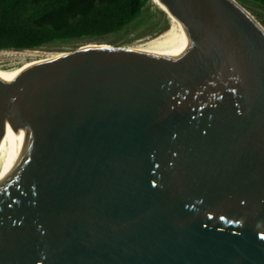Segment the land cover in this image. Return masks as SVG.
Instances as JSON below:
<instances>
[{
    "label": "water",
    "instance_id": "1",
    "mask_svg": "<svg viewBox=\"0 0 264 264\" xmlns=\"http://www.w3.org/2000/svg\"><path fill=\"white\" fill-rule=\"evenodd\" d=\"M161 1L139 47L0 59V264H264V23Z\"/></svg>",
    "mask_w": 264,
    "mask_h": 264
},
{
    "label": "trees",
    "instance_id": "2",
    "mask_svg": "<svg viewBox=\"0 0 264 264\" xmlns=\"http://www.w3.org/2000/svg\"><path fill=\"white\" fill-rule=\"evenodd\" d=\"M264 23V0H240ZM167 17L153 0H0V51L130 44Z\"/></svg>",
    "mask_w": 264,
    "mask_h": 264
},
{
    "label": "rangeland",
    "instance_id": "3",
    "mask_svg": "<svg viewBox=\"0 0 264 264\" xmlns=\"http://www.w3.org/2000/svg\"><path fill=\"white\" fill-rule=\"evenodd\" d=\"M166 17H167L166 24L162 27H159V30H157L156 32L152 34L145 33L144 35L132 34L131 37L133 38V41L132 43H130V45H133L136 47L140 45H144L148 41H150L152 38H154L157 34H159L161 31L171 26L172 22L170 18L167 16V14H166ZM106 44H109V43H106ZM65 48H61V49H65ZM52 49H57V48H52ZM48 55L49 54H45L39 51L37 52L25 51V50L0 51V59H3V58H41V57H46Z\"/></svg>",
    "mask_w": 264,
    "mask_h": 264
},
{
    "label": "bare ground",
    "instance_id": "4",
    "mask_svg": "<svg viewBox=\"0 0 264 264\" xmlns=\"http://www.w3.org/2000/svg\"><path fill=\"white\" fill-rule=\"evenodd\" d=\"M154 2L159 6V8H161V9L167 14V16L170 18L172 24H173V22H174L175 20H178L175 16H173V15L171 14V12H169V11L167 10L166 6L162 3L161 0H154ZM140 46H141V45H140ZM137 47H139V46H137ZM52 55H53V54H52ZM54 55H56V54H54ZM54 55H53V56H54ZM48 56H50V54H49ZM41 58H43V57H41Z\"/></svg>",
    "mask_w": 264,
    "mask_h": 264
},
{
    "label": "snow or ice",
    "instance_id": "5",
    "mask_svg": "<svg viewBox=\"0 0 264 264\" xmlns=\"http://www.w3.org/2000/svg\"><path fill=\"white\" fill-rule=\"evenodd\" d=\"M183 50V48H181V51ZM178 54V53H177Z\"/></svg>",
    "mask_w": 264,
    "mask_h": 264
}]
</instances>
